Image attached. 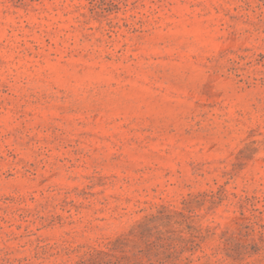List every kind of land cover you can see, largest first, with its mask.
Instances as JSON below:
<instances>
[{
  "label": "rangeland",
  "instance_id": "1",
  "mask_svg": "<svg viewBox=\"0 0 264 264\" xmlns=\"http://www.w3.org/2000/svg\"><path fill=\"white\" fill-rule=\"evenodd\" d=\"M0 264H264V0H0Z\"/></svg>",
  "mask_w": 264,
  "mask_h": 264
}]
</instances>
